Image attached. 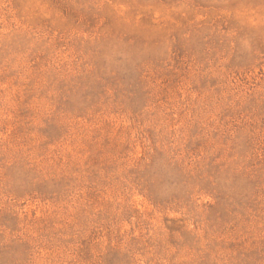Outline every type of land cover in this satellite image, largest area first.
<instances>
[{
	"label": "rangeland",
	"instance_id": "rangeland-1",
	"mask_svg": "<svg viewBox=\"0 0 264 264\" xmlns=\"http://www.w3.org/2000/svg\"><path fill=\"white\" fill-rule=\"evenodd\" d=\"M0 264H264V0H0Z\"/></svg>",
	"mask_w": 264,
	"mask_h": 264
}]
</instances>
